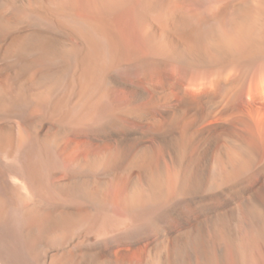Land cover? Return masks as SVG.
Wrapping results in <instances>:
<instances>
[{
  "label": "bare ground",
  "instance_id": "6f19581e",
  "mask_svg": "<svg viewBox=\"0 0 264 264\" xmlns=\"http://www.w3.org/2000/svg\"><path fill=\"white\" fill-rule=\"evenodd\" d=\"M0 264H264V0H0Z\"/></svg>",
  "mask_w": 264,
  "mask_h": 264
}]
</instances>
